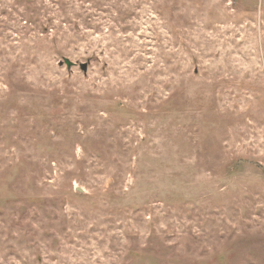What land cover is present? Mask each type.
Masks as SVG:
<instances>
[{
	"label": "rangeland",
	"instance_id": "rangeland-1",
	"mask_svg": "<svg viewBox=\"0 0 264 264\" xmlns=\"http://www.w3.org/2000/svg\"><path fill=\"white\" fill-rule=\"evenodd\" d=\"M0 264H264V0H0Z\"/></svg>",
	"mask_w": 264,
	"mask_h": 264
}]
</instances>
